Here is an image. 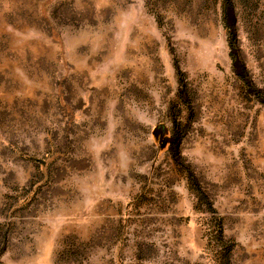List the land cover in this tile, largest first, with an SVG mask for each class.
Segmentation results:
<instances>
[{"label": "rangeland", "instance_id": "rangeland-1", "mask_svg": "<svg viewBox=\"0 0 264 264\" xmlns=\"http://www.w3.org/2000/svg\"><path fill=\"white\" fill-rule=\"evenodd\" d=\"M0 264H264V0H0Z\"/></svg>", "mask_w": 264, "mask_h": 264}, {"label": "trees", "instance_id": "trees-1", "mask_svg": "<svg viewBox=\"0 0 264 264\" xmlns=\"http://www.w3.org/2000/svg\"><path fill=\"white\" fill-rule=\"evenodd\" d=\"M158 131H160L162 134H165V130H164V128H156L155 129V131H154V134H155V136L158 134Z\"/></svg>", "mask_w": 264, "mask_h": 264}]
</instances>
